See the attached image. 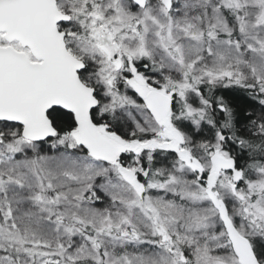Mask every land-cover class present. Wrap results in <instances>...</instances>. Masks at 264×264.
Masks as SVG:
<instances>
[{
  "label": "snow or ice",
  "instance_id": "snow-or-ice-1",
  "mask_svg": "<svg viewBox=\"0 0 264 264\" xmlns=\"http://www.w3.org/2000/svg\"><path fill=\"white\" fill-rule=\"evenodd\" d=\"M0 264H264V0H0Z\"/></svg>",
  "mask_w": 264,
  "mask_h": 264
}]
</instances>
